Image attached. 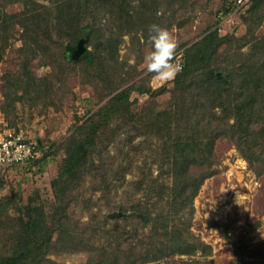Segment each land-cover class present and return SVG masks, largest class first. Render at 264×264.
<instances>
[{"label": "rangeland", "instance_id": "374dc122", "mask_svg": "<svg viewBox=\"0 0 264 264\" xmlns=\"http://www.w3.org/2000/svg\"><path fill=\"white\" fill-rule=\"evenodd\" d=\"M227 6L231 0H109L94 5L86 20L94 23L93 35L83 25L86 33L78 39L93 50V63L79 59L76 48H64L74 42L76 32L64 27V21L53 28L61 36L53 33L36 49L29 45L23 51L22 28L12 25L14 38H0V120L35 139L39 157L33 167L9 169L0 179V243L13 240L18 233L17 208L30 201L42 203L50 219L56 203L50 182L58 176L73 131L85 121L75 134L84 142L91 132L87 126L95 123L93 113L115 91L131 86L129 113L134 116L121 112L111 117L94 140L87 139L71 176L63 177L69 242H59L60 249L50 246L46 258L55 264H85L105 254L116 239L132 246L140 245L141 239L160 251L168 235L156 229L155 216L162 214L168 230H182L189 245L188 253L161 257L159 264H264V141L259 133L252 137L262 144L256 142L251 151L229 136L210 138L208 152L201 147L182 169V124L194 127L199 117L208 115L197 106L204 90L195 80L203 70L179 79L176 86V77L161 84L143 64L151 49V24L174 35L176 55L217 28L224 40L209 67L217 71L216 77L228 72L240 83L242 77L234 72L262 58L263 52H251L264 37V0H253L238 11H225ZM22 8L21 2H14L4 10ZM0 28L1 37L11 24ZM234 83L232 95L239 89ZM210 88H216L215 83ZM259 88L264 91V84ZM212 94L210 90L205 96ZM207 102L210 111H221L215 105L218 100ZM230 112L221 114L236 122L237 115ZM259 118L252 125L256 131L264 124ZM174 185L187 189L183 187V195L172 193V201ZM3 242V248L8 246Z\"/></svg>", "mask_w": 264, "mask_h": 264}, {"label": "trees", "instance_id": "16d2710c", "mask_svg": "<svg viewBox=\"0 0 264 264\" xmlns=\"http://www.w3.org/2000/svg\"><path fill=\"white\" fill-rule=\"evenodd\" d=\"M105 1L109 0H49V4L42 5L38 0H0V25H4L5 27L11 24V29L7 28L3 30V35L0 38H14L12 25L17 24L22 28V47L20 51L30 48L29 45H34L31 49H36L42 42H47V39L52 37L53 33L61 36L62 32H54L55 29L53 28H56L57 25L60 27V21H64L62 22L64 27L72 26L73 31H76L73 36L74 42L64 47L66 50L71 51L77 47L78 39L86 33L83 25L89 26L90 30H88V33L90 36L91 34L93 35L91 28L94 26V23L86 22L87 16L91 14L89 13L90 8L94 7V5L99 6ZM14 2H21L23 8L13 13L6 12L4 7ZM40 7L44 8V14L40 12ZM230 8V6H227L225 11H229ZM71 28L65 31L69 32ZM223 40L224 36L215 28L207 31L201 38L185 45L181 51L182 71L177 74L174 81L175 85H179V79L185 80L187 76L196 72L197 69H202L201 79H196L195 82H199L202 86L204 96L199 97L197 106L203 111L206 110L208 112V115H202L198 118L194 127L191 125L192 123L182 124L180 130L183 132L178 134L179 143L182 145L179 152L180 159L184 161L182 169L189 166L188 164L196 156V151L201 147L210 149L211 145L209 144L212 141L209 140L214 137L216 139L220 136H229L235 141L238 140V147L243 149L241 143L243 142L251 151L255 149L256 142V145H259L264 141V124H262L259 131H256L252 126L257 123L260 119L259 117L264 121V91L259 88V86L264 84V37L259 38L258 44L260 46L251 52L252 55L263 52L261 60L259 58L253 63H245V65L243 64V69L234 72V74L242 77L240 83H234V78L228 72H226L225 76L220 74L216 77L217 71L209 67L213 55ZM78 58L84 59L88 63H93L95 60L93 50L85 46L78 54ZM228 81H230V84L226 85ZM212 83H215L216 88H210ZM232 83L239 86L238 92L234 93V95H232V91L230 90ZM131 89V86H127L115 91L93 113L92 117L95 118V123L87 126L91 130V132L86 134L87 139L90 141L94 140L97 130L101 126H104L107 121H110V118L116 113H129L130 105L132 104L129 100ZM210 90L213 93L212 96L206 97L205 95ZM140 91H145V89ZM208 99H211L213 103L218 100L215 105L220 106L221 111H210L211 107L207 102ZM259 104L263 106L259 108ZM229 109L233 110L230 113H235V116L237 115L236 122L230 123L221 114V112L223 113ZM131 116L133 117L134 115L131 114ZM83 123L77 126L73 131L74 133L70 136L69 145L66 149L64 160L59 167L58 176L50 182L56 197V203L52 207L53 211L50 214V219L42 203L36 204L29 200L30 202L22 207H18L17 211L19 215L16 218L18 233L13 237V240L5 239L3 240L5 242L2 241L8 244L5 248L2 247V242L0 243V264H55L46 258V254L50 251V246L54 247L56 245V248L60 249L59 242H63L64 244L69 242L67 204H63V200L65 201L67 197L63 194L64 186L62 181L65 175L71 176L77 160L81 153H83L82 151H85L84 148L89 141L86 139L82 142V139L75 136V134H79L83 129ZM195 131L197 132L193 136ZM258 133L262 141H255L252 138L257 136ZM197 136L199 142L196 140ZM206 139L207 141L205 142ZM206 150L208 152V149ZM34 163L35 161L31 165L19 166V168L33 167ZM175 173L173 175L179 177ZM7 175V171H4L0 179L6 178ZM183 187L172 186L171 193L169 194L172 201H175L173 194L178 193L183 195L182 193L186 191L184 189L186 187ZM177 188L178 191L176 190ZM192 195L193 193L189 194V196ZM2 208L3 201L0 200V213H2ZM155 219L157 221L156 229L168 234L164 236L167 245L160 248V251L153 250V248L147 245L149 242L144 244V241L141 239H138L141 241L139 242L141 244L136 243V246L125 245L124 242L126 241L116 239L113 241V246L109 245L112 247L105 254L85 264H159L160 262H157V260L161 257H168L176 253H188L186 250L189 242L183 238L182 230H168L167 218H163L162 214L156 215ZM159 220H163L164 224H160Z\"/></svg>", "mask_w": 264, "mask_h": 264}, {"label": "built area", "instance_id": "2783aa9c", "mask_svg": "<svg viewBox=\"0 0 264 264\" xmlns=\"http://www.w3.org/2000/svg\"><path fill=\"white\" fill-rule=\"evenodd\" d=\"M251 0H232L231 9L238 11L247 7ZM175 62L182 65L181 52L176 55ZM39 157V147L35 139L26 135L19 127H12L0 120V176L4 171L19 166L31 165Z\"/></svg>", "mask_w": 264, "mask_h": 264}, {"label": "clouds", "instance_id": "9594fccd", "mask_svg": "<svg viewBox=\"0 0 264 264\" xmlns=\"http://www.w3.org/2000/svg\"><path fill=\"white\" fill-rule=\"evenodd\" d=\"M148 32L151 49L143 57L144 67L161 84L170 82L182 71V65L174 62L178 42L174 35L161 25H149ZM0 163L5 161L0 159Z\"/></svg>", "mask_w": 264, "mask_h": 264}, {"label": "water", "instance_id": "95a60500", "mask_svg": "<svg viewBox=\"0 0 264 264\" xmlns=\"http://www.w3.org/2000/svg\"><path fill=\"white\" fill-rule=\"evenodd\" d=\"M83 48H84V46L81 44V41H78V45H77V47L75 49V53L79 54L83 50Z\"/></svg>", "mask_w": 264, "mask_h": 264}]
</instances>
